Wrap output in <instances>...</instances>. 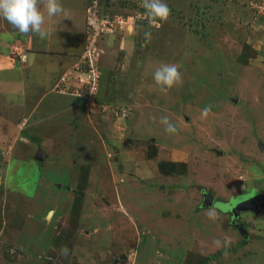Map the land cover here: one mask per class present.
<instances>
[{"label": "rangeland", "instance_id": "obj_1", "mask_svg": "<svg viewBox=\"0 0 264 264\" xmlns=\"http://www.w3.org/2000/svg\"><path fill=\"white\" fill-rule=\"evenodd\" d=\"M253 1L166 0L158 25L143 0H103L100 14L137 18L97 39L93 111L68 91L89 0H62L80 19L67 39L78 52L56 54L48 73L49 56L27 69L46 38L0 19V264H63L64 253L70 264H264V211L232 222L202 207L204 193L226 208L264 192V17ZM161 63L182 78L166 92L152 75Z\"/></svg>", "mask_w": 264, "mask_h": 264}, {"label": "clouds", "instance_id": "obj_2", "mask_svg": "<svg viewBox=\"0 0 264 264\" xmlns=\"http://www.w3.org/2000/svg\"><path fill=\"white\" fill-rule=\"evenodd\" d=\"M39 5L40 0H0V19L6 20L8 24L21 34L27 35L29 33H35L41 38H45L49 33L43 28L46 17ZM45 7L48 17L63 14L64 12V8L59 0H46ZM143 8L146 10V14L150 21L158 25L161 22L167 21L171 14L166 0H143ZM151 35L152 33L150 31L146 32L145 39H150ZM152 75L155 84L162 92H166L182 83L181 73L176 64L161 63L155 68ZM209 112H211V108L205 107L202 110V116L206 117ZM161 123L165 125L164 130L166 133L172 134L177 132L176 125L173 124L168 117H162ZM254 192L262 194V192L257 190H254L252 193ZM244 195L245 194L241 196L243 197ZM241 211L246 210H240L237 213V217ZM234 220H232V222H234ZM215 243L218 247L222 246L220 240H217ZM62 261L63 264H70L71 256L68 253H64Z\"/></svg>", "mask_w": 264, "mask_h": 264}, {"label": "built area", "instance_id": "obj_3", "mask_svg": "<svg viewBox=\"0 0 264 264\" xmlns=\"http://www.w3.org/2000/svg\"><path fill=\"white\" fill-rule=\"evenodd\" d=\"M89 2L90 9H88L87 14L88 20L91 22L90 29L87 33L82 53L73 64L71 68L72 72L70 74L67 73L75 80L74 83H71L70 87L72 89H67L71 91L69 94L80 98L82 104L89 111H93L97 108L96 100L101 78L98 59L99 55L103 53L97 46V39L102 37L104 32L111 33V29H122L126 25L130 27L135 23V18L137 17L132 15L124 17L108 12L106 14H100L98 8L101 0H89ZM251 4L255 7V12H258L261 17H264V0H256ZM64 76H61L60 80L64 81ZM61 86H64V84H61Z\"/></svg>", "mask_w": 264, "mask_h": 264}, {"label": "crops", "instance_id": "obj_4", "mask_svg": "<svg viewBox=\"0 0 264 264\" xmlns=\"http://www.w3.org/2000/svg\"><path fill=\"white\" fill-rule=\"evenodd\" d=\"M59 2L61 3L62 7L64 8L63 14H59V15H56V16H53V17H48L47 14L45 16L47 18L46 25L48 24L46 26V29L48 30L47 32L49 33V35L47 37H45L46 38V40H45L46 41V47L44 48L42 46V48H44L42 51H46L47 53L46 54L43 53V55L38 54V53H32V54L30 53V54H28V55L31 56L30 59L32 57H35V56H38V57H42V56L48 57L49 56V59L46 60V63L44 62L42 64V66L44 65V68H42L41 72L44 71L45 73L49 72V71H47V69H49V68H55V69L57 68L58 61L56 59V54H62L61 56H64V54H72V53L77 54V53L73 52V49L76 50V48H74L73 44H71L69 41H67V39H68V36H71V34H72L71 30H74V28H76L77 24H79V20L80 19H77L76 15L73 16L74 12L70 13L71 9H68L65 5H63L62 0H59ZM44 11L46 12V10H44ZM79 14L80 13H78L77 15H79ZM60 22L65 23L64 24L65 26L62 27L61 26L62 24ZM59 24H61V25H59ZM81 49L83 50L82 45H81ZM80 52H82V51L80 50ZM80 54L81 53H79L75 57V61L79 58ZM38 57H35L37 59V62H38ZM27 58H28V56H27ZM30 62H31V65H35L33 63L32 59H31V60L28 61L27 69L29 71V74L33 75V72L35 73V71H32V73L30 72V70H29ZM58 67H60V65ZM7 72L9 74L8 75L9 76L8 85H10L9 82L16 81L15 80L16 76L19 75V74H14L16 71H11V70L7 71ZM8 76H6V78ZM20 78L23 79V75H20ZM40 78L41 79L39 80V82L36 85L33 84L36 87V89H39L45 83V80L43 79V77H40ZM21 89H19V91H18L19 93H20ZM57 94H59V93H57ZM253 184L256 185V187L258 186L257 184H255V181H254ZM253 184H252V186H253ZM215 189H216V187H215ZM218 193L221 194V192H218ZM246 211H250L249 213H251V212L254 213L255 212V211L250 210V209H247Z\"/></svg>", "mask_w": 264, "mask_h": 264}, {"label": "water", "instance_id": "obj_5", "mask_svg": "<svg viewBox=\"0 0 264 264\" xmlns=\"http://www.w3.org/2000/svg\"><path fill=\"white\" fill-rule=\"evenodd\" d=\"M204 201L202 203V207H211L213 206V197L208 195L207 193L203 194ZM236 202L232 203L231 205L226 206V208L222 205V211L227 212L228 210L232 213L233 219L237 217V213L240 210H247L252 209L256 211L260 207H264V194L254 192L247 197H240L239 199L235 200ZM125 259V256H121L117 259L116 263Z\"/></svg>", "mask_w": 264, "mask_h": 264}, {"label": "flooded vegetation", "instance_id": "obj_6", "mask_svg": "<svg viewBox=\"0 0 264 264\" xmlns=\"http://www.w3.org/2000/svg\"><path fill=\"white\" fill-rule=\"evenodd\" d=\"M263 193V192H262ZM212 196V195H211ZM213 197V196H212ZM239 197H242L241 195H239V196H236L235 197V199L236 198H239ZM234 198V197H233ZM229 201L230 200H227V201H221V200H218V199H216V198H214L213 197V205H218V206H220V205H222L223 203H229ZM254 211V210H253ZM258 211H264V207L262 206V207H260V208H258L254 213H257ZM223 213L224 214H228V215H230V217L232 218V213L228 210L227 212H224L223 211ZM241 213V212H240ZM240 213H239V215H240Z\"/></svg>", "mask_w": 264, "mask_h": 264}, {"label": "trees", "instance_id": "obj_7", "mask_svg": "<svg viewBox=\"0 0 264 264\" xmlns=\"http://www.w3.org/2000/svg\"><path fill=\"white\" fill-rule=\"evenodd\" d=\"M103 0H101V2H102ZM100 5H101V3H100ZM112 13V12H111ZM98 96V95H97ZM97 100H98V98H97ZM262 194H264V192L262 193ZM217 206L218 205H213V206H211L212 208H216V210H217Z\"/></svg>", "mask_w": 264, "mask_h": 264}, {"label": "bare ground", "instance_id": "obj_8", "mask_svg": "<svg viewBox=\"0 0 264 264\" xmlns=\"http://www.w3.org/2000/svg\"><path fill=\"white\" fill-rule=\"evenodd\" d=\"M58 31V30H57Z\"/></svg>", "mask_w": 264, "mask_h": 264}]
</instances>
